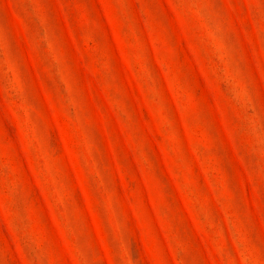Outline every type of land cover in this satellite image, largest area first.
Masks as SVG:
<instances>
[{"label":"rangeland","instance_id":"374dc122","mask_svg":"<svg viewBox=\"0 0 264 264\" xmlns=\"http://www.w3.org/2000/svg\"><path fill=\"white\" fill-rule=\"evenodd\" d=\"M0 264H264V0H0Z\"/></svg>","mask_w":264,"mask_h":264}]
</instances>
